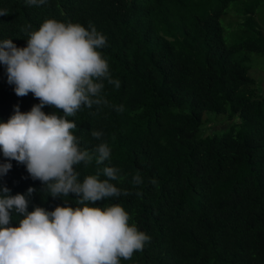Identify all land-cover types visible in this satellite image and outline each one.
<instances>
[{"label":"trees","instance_id":"1","mask_svg":"<svg viewBox=\"0 0 264 264\" xmlns=\"http://www.w3.org/2000/svg\"><path fill=\"white\" fill-rule=\"evenodd\" d=\"M235 1L46 0L36 6L0 0L6 13L0 15V41L25 47L28 34L48 18L85 27L91 22L106 37L100 51L120 88L104 81L101 95L108 104L81 106L67 119L76 124L72 132L81 148L93 155L89 165L74 166L78 179L98 167H117L123 179L111 182L131 193L95 206L121 204L129 223L150 236L142 251L121 264H264V94L256 92L247 53L241 54L264 53V36L254 26L260 4L254 0L241 11L251 38L225 43L220 18ZM14 89L0 63V121L15 106L27 112L40 102ZM120 105L122 112L116 111ZM42 110L63 116L54 106ZM209 110L228 115L230 124L198 136ZM92 130L102 132L99 140ZM101 142L109 145L111 157L97 165ZM3 162L12 167L0 186L11 195L24 194L28 211L77 206L75 194L52 197L25 164L0 151ZM137 172L143 183L133 185ZM153 177L158 187L149 182ZM29 187L35 189L30 196ZM21 218L13 212L10 225Z\"/></svg>","mask_w":264,"mask_h":264},{"label":"clouds","instance_id":"2","mask_svg":"<svg viewBox=\"0 0 264 264\" xmlns=\"http://www.w3.org/2000/svg\"><path fill=\"white\" fill-rule=\"evenodd\" d=\"M45 2L26 0L36 6ZM106 43L91 22L85 27L53 18L28 34L25 47L11 39L0 41V63L6 66L16 95L31 92L40 101L27 112L15 106L14 114L6 122L0 121V151L8 160L25 164L30 176L39 179L52 197L75 194L77 205H57L52 211L36 206L28 211L24 194L11 195L7 186H0V264H121L150 240L129 223V213L121 204L95 206L102 199L131 195L111 182L123 179L119 168L98 167L81 182L74 167L81 162L89 165L93 155L81 148L72 132L76 124L67 117L75 116L81 106L108 104L101 95L104 81L120 88L100 51ZM45 105L61 109L63 116L46 114ZM116 111L122 112L123 106ZM91 135L99 140L102 132L92 130ZM95 152L97 165L111 157L106 142L99 143ZM11 167L10 162L0 163V178ZM149 182L158 187L155 177ZM132 183H143L139 172ZM34 191L29 187L27 194ZM13 212L22 217L17 226L10 225Z\"/></svg>","mask_w":264,"mask_h":264},{"label":"rangeland","instance_id":"3","mask_svg":"<svg viewBox=\"0 0 264 264\" xmlns=\"http://www.w3.org/2000/svg\"><path fill=\"white\" fill-rule=\"evenodd\" d=\"M254 0H238L232 2L226 9L225 14L220 18V24L222 26L223 38L227 45H232L240 41L243 37L251 38L250 33L246 32L247 26H242L241 24L246 17L241 15V11L244 5L249 4ZM257 24H255V29L261 31L264 36V0H260V4L257 7L255 14L252 16ZM250 26V25H248ZM255 35V33H254ZM256 37V36H255ZM247 53L249 71L248 74L255 79V87L260 95H263L264 91V53L257 52H241V54ZM238 119L232 120V122H237ZM230 122L228 120V115L226 114H216L214 112L205 111L203 113V121L199 131L198 136L212 135L213 133L220 132L229 126Z\"/></svg>","mask_w":264,"mask_h":264}]
</instances>
